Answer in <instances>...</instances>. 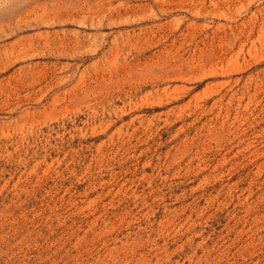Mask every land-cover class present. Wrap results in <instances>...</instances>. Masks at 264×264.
Returning <instances> with one entry per match:
<instances>
[{
    "label": "rangeland",
    "instance_id": "obj_1",
    "mask_svg": "<svg viewBox=\"0 0 264 264\" xmlns=\"http://www.w3.org/2000/svg\"><path fill=\"white\" fill-rule=\"evenodd\" d=\"M0 264H264V0H0Z\"/></svg>",
    "mask_w": 264,
    "mask_h": 264
}]
</instances>
